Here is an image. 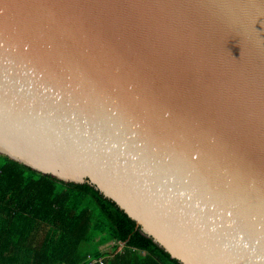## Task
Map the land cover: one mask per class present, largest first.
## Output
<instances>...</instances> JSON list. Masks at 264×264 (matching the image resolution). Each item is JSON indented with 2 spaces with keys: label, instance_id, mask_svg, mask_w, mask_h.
<instances>
[{
  "label": "water",
  "instance_id": "water-1",
  "mask_svg": "<svg viewBox=\"0 0 264 264\" xmlns=\"http://www.w3.org/2000/svg\"><path fill=\"white\" fill-rule=\"evenodd\" d=\"M0 155L180 264H264V0H0Z\"/></svg>",
  "mask_w": 264,
  "mask_h": 264
},
{
  "label": "trees",
  "instance_id": "trees-1",
  "mask_svg": "<svg viewBox=\"0 0 264 264\" xmlns=\"http://www.w3.org/2000/svg\"><path fill=\"white\" fill-rule=\"evenodd\" d=\"M107 245L113 250L103 251ZM89 256L102 264H180L90 185L0 155V264H89Z\"/></svg>",
  "mask_w": 264,
  "mask_h": 264
},
{
  "label": "built area",
  "instance_id": "built-area-1",
  "mask_svg": "<svg viewBox=\"0 0 264 264\" xmlns=\"http://www.w3.org/2000/svg\"><path fill=\"white\" fill-rule=\"evenodd\" d=\"M103 258H99L97 260H94L92 257H88L87 261H90L89 264H95V263H99V264H102L103 263Z\"/></svg>",
  "mask_w": 264,
  "mask_h": 264
},
{
  "label": "rangeland",
  "instance_id": "rangeland-1",
  "mask_svg": "<svg viewBox=\"0 0 264 264\" xmlns=\"http://www.w3.org/2000/svg\"><path fill=\"white\" fill-rule=\"evenodd\" d=\"M102 250H103V251H111V250H113V246H112V245L104 246V247L102 248Z\"/></svg>",
  "mask_w": 264,
  "mask_h": 264
}]
</instances>
